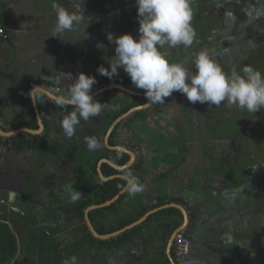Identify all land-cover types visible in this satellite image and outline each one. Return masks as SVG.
Wrapping results in <instances>:
<instances>
[{
	"label": "crops",
	"instance_id": "obj_1",
	"mask_svg": "<svg viewBox=\"0 0 264 264\" xmlns=\"http://www.w3.org/2000/svg\"><path fill=\"white\" fill-rule=\"evenodd\" d=\"M56 2L69 11L76 7L84 19L83 24L76 25L72 32L61 37L52 35L56 22L52 6ZM97 3L98 0H79L77 6L73 0H0V24L5 30V35L0 38V114L4 120L17 125L13 130H7L0 124V216H7L4 221L18 237L9 221L20 222L26 230L27 224L32 225L35 220H45L46 223L52 218L49 213L53 212L54 203L59 199L60 204H64L62 206H69V191L73 188L80 192L84 189L81 185L86 182L89 195L81 196L70 206L81 205L93 196L101 181L122 179L131 160L128 151L140 149L142 157L135 169L142 178L144 190L120 200L127 192L124 187L114 201L120 200L118 207L110 213L107 222L117 224L128 219L130 210L135 217L147 210L141 218L120 230L123 232L137 226L141 229L134 240L130 239L120 249L108 250L106 246L95 244L89 254L92 255L91 264H162L164 253L172 264V239L169 241V238L176 231L168 235V227L180 220L178 228L187 229L192 241L193 264H264V246L257 249L246 242L242 244L246 241L243 236L250 237L251 232L247 229L242 232L248 228L245 218L250 213L244 209L224 212V208L217 210L213 204L218 201L217 188L228 181L221 175L222 168L207 166L204 159L206 156L208 164L221 166L224 165L222 158L212 150H205L201 144L200 148L194 149L190 132L184 134L178 129V123L190 124L188 118H191L192 127L197 123L191 103L177 106L176 100H170V96L165 104L156 107L147 101L135 105L145 96L128 75L129 81L125 83L108 80L104 86L98 85L104 76L97 69L107 67L110 46L115 45L108 44L100 34H112L114 40L127 26L122 28L120 15H117L119 21L112 26L99 25L97 15L106 9L98 10ZM127 3L136 4L126 0L125 5L116 3V7L125 9ZM136 9L125 10L134 12ZM116 11L119 13L118 8ZM106 49L105 54L102 50ZM59 72L71 73L72 80L57 84L54 75ZM81 72L95 77L97 83L93 85L92 94L104 106L99 116L81 121L73 135L67 136L60 121L74 109L57 106L55 98L64 94L69 83L74 82ZM44 85L58 86L62 91L46 90ZM29 139L36 140L35 144ZM89 139H95L99 146L90 150ZM123 154L130 157L125 165H118L110 158ZM108 165L120 174L106 177ZM21 179L23 184H20ZM15 190L16 193L12 192ZM5 201L15 203L22 213ZM31 201H36V206L40 207L34 210L26 204L32 205ZM198 203H204L208 208L210 205L211 209L196 213ZM88 209L85 218L90 228L88 216L92 210L88 212ZM170 209H178L181 215L162 213ZM56 211L59 214L64 210L59 208ZM227 213L234 220L227 222ZM150 216L154 218L148 222ZM116 235L112 238H117ZM18 239L22 248L24 240L21 244Z\"/></svg>",
	"mask_w": 264,
	"mask_h": 264
},
{
	"label": "clouds",
	"instance_id": "obj_2",
	"mask_svg": "<svg viewBox=\"0 0 264 264\" xmlns=\"http://www.w3.org/2000/svg\"><path fill=\"white\" fill-rule=\"evenodd\" d=\"M73 4L78 6L79 0H73ZM136 4L139 38L134 39L127 33L116 37L114 59L110 68L101 66L97 69L100 75L111 80L122 68L132 84L144 91L149 104L163 105L173 92H180L192 104L219 106L227 101L253 114L264 108V73L252 66H244L242 74L235 69L226 73L208 48L179 63L170 62L167 53L161 51L166 45L174 48L193 44L196 33L191 24L190 0H136ZM52 7L56 13L53 36L61 37L72 32L76 25L83 24V16L77 13L76 7L69 11L58 2ZM108 39L113 40L112 34ZM189 61L195 71L187 66ZM54 76L57 84L72 80L71 73L59 72ZM96 83L94 76L81 72L74 82L69 83L64 94L56 96L57 106L74 109L60 121L65 135L72 136L81 121L101 114L104 104L94 99L92 94ZM87 144L90 150L99 146L95 139H89ZM122 179L129 195L144 190V184L132 171L126 170ZM81 195L72 188L68 193L69 201L75 203ZM64 264H77V257L66 258Z\"/></svg>",
	"mask_w": 264,
	"mask_h": 264
},
{
	"label": "rangeland",
	"instance_id": "obj_3",
	"mask_svg": "<svg viewBox=\"0 0 264 264\" xmlns=\"http://www.w3.org/2000/svg\"><path fill=\"white\" fill-rule=\"evenodd\" d=\"M98 0V10H102V9H106V11H103L102 13H98L99 15H97V21L98 24L103 26L104 24L106 25H113V23L119 21V18L117 15L121 16V21L119 22L120 24H122V28L125 27V25L127 26V31L125 32L126 29L122 30V35L127 33V34H131L133 36L134 39H138L139 38V19L137 16V9L133 12L131 10L130 13L132 16H135L137 18L136 20H132L131 19V15H128L125 9H128V7H125V9L123 8V6L116 7L117 5H119L118 0ZM130 0H127V2H129ZM134 1L136 3V0H131ZM228 0H222L221 3L222 4H227ZM233 2L230 1V3ZM117 3V5H116ZM121 3V2H120ZM214 3H216L215 0L211 1V4L214 5ZM125 5V4H122ZM137 4H132L129 3V8L130 7H136ZM117 8H118V12L117 13ZM107 10L109 12H107ZM231 13L232 14H236L235 16H232L233 18V23H231L230 26V34L227 35V33H225L226 27L228 26L227 23L225 24L223 19L221 17H219V21L217 22V27L219 28L218 30H212L211 31V35L210 37L212 39H217L219 38V36H222L223 38L226 39H234L237 38L238 34L241 33V29L242 32L245 34V31L249 32V35H246L243 37V39L247 40V42L249 44H251L253 41L259 40V39H264V0L261 1H256V0H238L235 1L234 4H232L231 8ZM231 13H229L228 15H232ZM218 14H223V9L220 10V12ZM236 18V20L234 19ZM103 23V24H101ZM118 23V24H119ZM220 30V31H219ZM105 32H103L102 34H100V38H102L103 40H105L106 42H108V44H114V40H109L108 36H106L104 34ZM111 33V32H109ZM116 34V33H115ZM99 36V35H98ZM119 36V35H118ZM114 37V36H113ZM196 37H198V33L196 34ZM209 37V38H210ZM112 41V42H111ZM100 42V41H99ZM236 42L234 44L233 50L238 49V47L242 46L243 47V54L242 57L238 58L240 61H235L234 64H236V62L242 64V65H246V62H249V58L253 55H255L254 58V62L259 60L261 63L263 64H257L256 63V67L254 69L260 71L261 73H264V43L260 44L258 41L257 43L259 45L254 46V49H250L247 45H241V43L239 44L238 41H234ZM102 45V44H101ZM256 47V48H255ZM168 46L166 45L163 49H161L162 52H166L169 60L172 61V59H178L182 60L183 58H185L184 61H186V57L187 56H194L198 51L203 50V47L200 49H193V51L188 55H183L184 52L183 50L186 52V47H184L183 45H179L177 47L174 48H169L168 51ZM205 48H210V46H206ZM204 48V49H205ZM214 48V47H213ZM220 48L217 47V54L219 53ZM103 53H107V49L106 50H102ZM169 53V54H168ZM252 58V59H253ZM247 60V61H246ZM218 62V61H217ZM223 62L225 65H228L231 61L230 58L228 57H223ZM253 62V63H254ZM179 63V62H178ZM251 66V64H248ZM188 67H192V70L195 71L194 66H192V64L190 65L189 62L187 64ZM253 66V64H252ZM235 69L237 70V66L233 65L229 70H226L223 68V70L226 73H231V71ZM240 69V68H239ZM138 91H142L144 92L142 89H138ZM144 94V93H143ZM169 98V97H168ZM176 100V103L179 105L184 104L185 102H189L186 97L180 93V92H173V95L169 98ZM166 100H168L166 98ZM159 104H152V106L156 107ZM191 106H193L194 109V116L196 119L195 121L197 123H195L194 127H192L191 125V118H188L190 124L185 126L182 125L181 123H178V129L182 132V133H187L190 132V139L192 138L193 141L191 140L190 142L193 143V148H200L199 145L201 144V146L208 151H213L215 154H217V156H220L224 163V165L218 166L217 164H208L207 163V157L205 156V163L207 164V166H217L222 168V173L221 175L223 176L224 179H227L228 182L222 183V186L218 189L217 188V193L219 194V197L217 198L218 201H216L215 203V208L217 210H226L224 212H231V211H241L242 209L246 210L247 212H249L250 214L248 215V217H246L245 219L247 220L246 223L251 231V233H249V238L248 236H243V240H246L244 242H242V244H244L245 242L249 245V246H256V248H260V246H264V176H261L260 178H255L252 179L250 178L249 185L252 186V190L255 191L257 193H260L259 195H257V193H252L251 190L246 189L243 190L244 188L241 187V184L238 185L239 183V171L242 173L243 168H241V166L244 165H248L250 162V159L254 156V154H256L257 152V145H256V139L254 138V136H252L254 133L252 132V130L250 129V126L245 125V127L243 128V133L241 134V136L239 137V139H234V140H229V141H225V139L220 138L218 139L219 134H221V131L217 130L216 127H219V124L224 120V117L221 116L222 111H224V113H228L229 115H233V109L232 106L230 105L229 108H225V107H219V106H215V105H208V104H200L199 102L192 104ZM198 106V107H197ZM1 115V114H0ZM2 117V116H1ZM6 121V120H5ZM8 122V121H6ZM8 123H12L13 127L11 128V130H13V128H15L17 125H15L12 121L8 122ZM1 124V123H0ZM5 128V127H4ZM242 128V127H240ZM7 129V128H6ZM10 130V129H7ZM245 136H247V140L248 141H242ZM189 139V140H190ZM32 143L35 144L34 139H29ZM140 149H134V153H135V160L130 164L131 166H128V168L132 167V172L133 174L136 176V169L135 167L139 165L141 157L140 155L136 154V151ZM211 151V152H212ZM206 152V151H205ZM208 154H211L208 152ZM141 155H142V151H141ZM212 155V154H211ZM242 161V163L240 162ZM240 166V167H239ZM206 167V166H205ZM230 167V168H229ZM259 171V169L257 168H252L251 172L256 174ZM138 174V173H137ZM37 177L38 176H42L41 174H36ZM241 176H243V174H240ZM222 181V180H221ZM246 181H248V178L246 179ZM22 183V179H21V183ZM19 184V187L21 186ZM32 182L29 180L28 181V185L31 186ZM35 186H37V183H35ZM84 186V189L80 190V193L82 194V198L85 196H88L90 193V190L88 188L87 183L85 182L84 184L81 185V187ZM7 188H5L6 190ZM22 191V189H20ZM17 190L12 191L16 193ZM92 192V190H91ZM95 193V191H94ZM262 193V195H261ZM54 194L57 195V192L54 190ZM119 195V194H118ZM242 196L246 197V199H242ZM57 200V199H56ZM258 201L257 204V208L254 209L256 207V203ZM214 201V200H212ZM61 200L58 199V202L54 203V207L58 210L59 208H71L72 203L70 202L69 206L65 205L62 206L64 204H60ZM254 202V203H253ZM50 203V202H49ZM48 203V204H49ZM210 203V201H209ZM210 203V204H211ZM254 208H252L251 206ZM12 205L10 206L12 209H14V207H17L16 205H14L15 203H11ZM27 205H29L30 207L32 206V208L34 210H37V208H39L40 206H36V201H34V203L32 205L26 203ZM113 204V203H112ZM212 204V205H213ZM111 205V204H110ZM109 205V206H110ZM204 205V203H203ZM201 205V203H198V208L196 209V213H201L202 211L210 210L211 207L209 205V208L207 206H203ZM242 205V206H241ZM248 205V206H247ZM51 206V205H50ZM107 207V206H106ZM54 208V209H55ZM232 213V212H231ZM58 216L61 218L60 222H63L64 220L62 219V217L65 216L64 212H59ZM229 213H227L226 216V221L230 222L232 220H234V217H230L229 218ZM69 217V226L72 225V220L70 215H68ZM34 218V217H32ZM35 220V219H33ZM236 220V219H235ZM12 228L17 231L18 233V238H20V242L22 243V240L25 239L26 244L29 246V248H26V254L23 252V247L22 249L19 251L18 255H17V259L14 261L16 262V264H64V253L66 258H71L73 256L74 250L73 248H67L70 247L73 244L74 239H70V238H64L65 237V233H69L71 231V228H69V226H66V224L62 225V227H58L56 223V227H58V234H57V239L55 240L56 243L58 245H60V247H62L63 250L62 253L60 254V257L63 259H59L58 262H56V260H58V258L55 259V253L51 250H49L46 245H43L42 243H44L47 238H43L41 233H40V229L37 226H41L42 228H45L46 231H48L49 227L46 226L45 220H40L37 221L35 220V223L32 222L31 228L33 230H37L36 231V235L37 238L34 237L32 239L31 236H29V233H27V230L25 229V227H23V225L18 222H12L9 221ZM238 222V221H236ZM245 222V221H244ZM28 225V224H27ZM228 225V224H227ZM229 226V225H228ZM184 228V227H183ZM183 228H178L177 230H175L176 232L174 234L171 235V237L169 238L172 239V251H173V259L175 261L176 264H178L176 255H175V247H174V243H175V237L176 234L179 231H182ZM185 230V235L186 237L190 240V249H191V253H190V258L192 260V264L194 263V259L192 258V241L189 237L188 231L187 229ZM183 230V231H184ZM124 230L123 232L125 233ZM244 231H246V228L242 231L244 233ZM123 232H120L117 236H122L121 234ZM258 235H257V234ZM21 234H22V238H21ZM24 234L26 236H24ZM107 235V234H106ZM39 237L42 238L39 240ZM98 238V237H97ZM51 239H55V236H53ZM101 240L103 239H112V238H99ZM63 242V245L61 244ZM65 242H72L70 244H66L64 245ZM67 251L69 252H73L69 257L67 256ZM64 252V253H63ZM21 257V258H20ZM92 261V255H88L87 257L85 256V260L81 257H77V264H91ZM56 262V263H55Z\"/></svg>",
	"mask_w": 264,
	"mask_h": 264
},
{
	"label": "trees",
	"instance_id": "obj_4",
	"mask_svg": "<svg viewBox=\"0 0 264 264\" xmlns=\"http://www.w3.org/2000/svg\"><path fill=\"white\" fill-rule=\"evenodd\" d=\"M211 1L213 0H190V7L193 12L191 24H192V27L195 33L196 34L198 33V37H195L194 42L190 47H186V51L189 53V52H192L193 49H200L202 47L204 49L208 45L210 46L209 50L211 54L214 56L215 60L218 61L217 63H219L222 68L229 70L233 65H235L238 68L236 71L241 74H242V68L248 64H251V66L253 64L252 66L253 68L256 67V63L263 64L259 60L254 62V58L249 59V62H246L247 63L246 65H242L238 62L234 64L235 61L237 60L240 61L239 59H235V57L233 56V53H234L233 47L236 42L231 41L230 43L231 39L228 40L226 38H223L222 36H219V38L215 40L210 37L212 30L219 29L217 27V22L219 21V17H221L224 23L225 24L227 23L228 25L226 27L225 33H227V35L230 34L231 29L229 25L233 23V18L228 15V11L236 0H233V2L231 3L228 1L227 4H222L221 3L222 0L220 2L217 1L219 5L218 4L212 5ZM256 1H261V0H256ZM125 2L126 0H123V2L121 3L119 2L118 4H125ZM214 6H217V8H214ZM222 8H224V11H225L224 14H218ZM227 15L230 20L227 19ZM232 15L235 16L236 14H232ZM234 19L236 20V18ZM245 34L249 35L247 31H245ZM246 35H244L241 29V33L238 34L237 38H234V41H238V43L239 44L241 43V45H247L250 49L253 50L255 46L254 42L249 44L247 40L243 39V37ZM217 47L220 48L218 54L216 53ZM239 50L241 54H243L242 46L239 47ZM187 52H184V53H186L187 55ZM109 54H110L109 63L106 68H110V63L114 59L115 45H112V47L110 46ZM223 57L230 58L232 62H230L228 65H225L223 62ZM171 62L178 63V59H172ZM127 79H128L127 74L123 72L121 69H118V75L113 77L111 80L114 81L115 83L121 84V83H125ZM108 80L109 79L104 76L103 79L99 80L98 85L102 87L105 85V82ZM116 91L122 92L120 90H116ZM122 93L126 94V92H122ZM146 101L147 100L145 98H142L140 101L141 103L136 102L135 105L145 103ZM229 106L230 104H228L227 101L222 102L219 105V107H225V108H229ZM231 106H232L231 109H233L234 111L233 115H229L226 112L224 113V111H222L221 113V116L224 117V120L219 124V127H216L217 130L221 131V134H219L217 140L223 137L225 141L234 140V139L237 140L243 133V128L245 127V125L250 126V129L254 133L252 136H254V138L256 139L257 152L250 159V162H248L249 163L248 165L243 164L241 166V168L243 169H241L242 173L239 171L238 185L241 184V187L244 188L243 190L249 189L252 191V193H257L256 190L255 191L252 190L253 188L251 185H249V182H251L250 178L254 179L255 176L256 178H260L261 176H264V108H262L257 113L253 114V113L248 112L246 109H240L237 105H231ZM242 141H248L247 136H245V138ZM5 142L6 144L11 145V142L9 141H5ZM110 158L114 163L118 165H125L130 160V157L126 154H123L122 157L111 155ZM240 162L242 163V161ZM252 168H257L259 169V171L256 174H254L251 172ZM127 170L131 171V168ZM116 174H120V172L118 170H115L113 167H110L109 165L106 166V169H105L106 177L116 175ZM240 174H243V176H241ZM136 176L139 178L140 182L143 184L142 178L137 173H136ZM247 178H248V181H246ZM124 187H125V181L120 178H115L109 181H101V183L96 188L93 196H91L89 199L84 201L81 205L79 206L75 205L77 207L75 208L71 207L68 210H66L65 208H62L64 211H61V212H64L65 214V218L63 219L64 220L63 222H60L61 218L58 216V213L56 211L57 209L52 210V208H50V210H52L53 212L49 213L50 216H52L51 220H47L46 222V225L49 227L48 231H46L45 228H39L42 237L47 238V240L44 242V245L47 244L46 246H48L50 243L51 245L56 246L57 249L54 250L55 254H57L59 259H63L60 257V254L62 253L61 250L63 249L62 247H60V245L56 243L55 239L54 240L51 239L52 238L51 234L53 233L58 234V227H62V225L64 224H66V226H69V223H68L69 220L67 217L68 215H70L71 220H72V225L69 226V228H71V231L69 233H65L64 238L66 239L70 238L71 240L74 239L73 244L67 248H73L74 253L73 252L72 253L76 257H81L85 260V256L87 257L92 252L95 244H97L98 246H103V247L106 246L108 250L113 249V248L120 249L123 245H125L126 243H129L130 239L134 240V238H136V234L141 229V226H137L133 229H130L126 231L125 233H123L122 236H118L117 238L101 240L94 236L85 218V210L88 207H90L91 205H102L108 201H111L124 189ZM259 194L260 193H257V195ZM128 195L129 193L126 192L124 195L120 197V200L124 199ZM242 199H246V197L242 196ZM119 201L114 202L113 204L107 207L96 208L90 212V218L92 220V223L95 226L96 231L99 232L101 235L111 234L113 232H116L128 226L131 223L138 220L139 218H141L147 212V210H142L135 217L133 216L132 211L130 210L128 213L130 217H128V219H125L124 221H118L117 224H110L109 222H107L110 218V213H112L113 211H116ZM32 202L33 201H31V203ZM253 203H251V206ZM257 204H258V201L256 203V207L254 208L252 206V208L256 209ZM117 212H120V211L117 210ZM166 212H174L176 214H179V216L181 215L178 209L164 210L162 213H166ZM153 218H154L153 216H150L147 221L149 222ZM6 219H7V216L5 215L0 216V264H14V263L16 264V262L14 261L17 259V255L22 248L20 247L19 239L17 235L14 234V232L9 228V225L6 223V221H4ZM56 223L57 224L59 223L57 225L58 227H56ZM180 224H181V220L175 222L174 224H171L168 227V230L170 232H168L167 234L170 235L175 230H177ZM27 226H29L27 227V233H29V236H31L32 239L34 237L37 238L35 230H33L29 224ZM249 227L246 228L247 232H251ZM24 236L26 235L24 234ZM25 239H24L23 252L26 254V248H29V246L26 244ZM70 243L65 242L64 245L70 244ZM61 244L63 245V242ZM256 246H253V247H256ZM72 253L67 251V256L69 257ZM65 259H66V256L64 253L63 260ZM162 264H171L170 260L167 258L165 253H164V261L162 262Z\"/></svg>",
	"mask_w": 264,
	"mask_h": 264
},
{
	"label": "built area",
	"instance_id": "obj_5",
	"mask_svg": "<svg viewBox=\"0 0 264 264\" xmlns=\"http://www.w3.org/2000/svg\"><path fill=\"white\" fill-rule=\"evenodd\" d=\"M4 35H5V30L0 24V38L3 37ZM44 88H46V90H50L57 93H60L62 91L61 87L53 86V85L50 86L44 85ZM0 123L3 127L7 129H11L13 127V124L6 122L1 117V115H0ZM136 154L141 156V151L137 150ZM183 230L179 231L175 237V243H174L175 255L178 264H192V260L190 258V253H191L190 243H189L190 240L186 237L185 230L184 231Z\"/></svg>",
	"mask_w": 264,
	"mask_h": 264
},
{
	"label": "water",
	"instance_id": "obj_6",
	"mask_svg": "<svg viewBox=\"0 0 264 264\" xmlns=\"http://www.w3.org/2000/svg\"><path fill=\"white\" fill-rule=\"evenodd\" d=\"M1 130H2V132H3L4 134H6V132L3 131L2 128H1ZM128 152H129V154H130V156H131V160H130V162L127 164L126 167L131 166L130 164H131V163L134 161V159H135V153H134V151H133V150H130V151H128ZM113 166H115L116 168H119L117 165H114V164H113ZM121 194H122V192H121ZM13 196H14V194L11 195V198H12V199H13ZM119 196H120V194L117 195L115 198H113L111 201H108V202H106V203H104V204H102V205H93V206L89 207L88 212L91 211V210H93V209H96V208H102V207L109 206L110 204H112V203L117 199V197L119 198ZM5 204H7L8 206H11V205H12V204L9 203L8 201H5ZM14 210H16V211L22 213V209H21L20 207H14ZM88 220H89L90 228H91L93 234H94L95 236H97L98 238H112L114 235L119 234L120 232H122L121 230H119V231H117V232H115V233H111V234H107V235H101L99 232L96 231V228L94 227V225H93L92 222L90 221V217H89V216H88ZM135 224H137V223H135ZM132 226H133V225H132ZM132 226H130V227H132ZM125 229H127V228H125ZM171 245H172V243H171ZM171 260H172V264H176L175 261H174V259H173V256H172V259H171Z\"/></svg>",
	"mask_w": 264,
	"mask_h": 264
},
{
	"label": "flooded vegetation",
	"instance_id": "obj_7",
	"mask_svg": "<svg viewBox=\"0 0 264 264\" xmlns=\"http://www.w3.org/2000/svg\"><path fill=\"white\" fill-rule=\"evenodd\" d=\"M215 1H216V3H214V5L218 4L217 1L220 2L221 0H215ZM228 1L230 2V0H228ZM231 1H232V0H231ZM236 1H238V0H236ZM127 4L129 5V3H127ZM218 5H219V4H218ZM128 8H129V6H128ZM214 8H217V6H214ZM222 9H223V14H224V12H225V11H224V8H222ZM222 9H221V10H222ZM214 10H215V9H214ZM229 13H231V10H230V9H229V11H228V14H229ZM127 14H128V15H131V13H130L129 10H128ZM231 14H232V13H231ZM230 16L232 17L233 15H230ZM131 19L137 21V18H136L135 16H132V15H131ZM227 19L230 20L229 17H228V15H227ZM246 34H247V33H246ZM248 34H249V32H248ZM231 41L234 42V39H231V40H230V43H231ZM257 41H258L260 44H263V43H264V39H262V40L259 39V40L253 41L254 44H255V46L259 45V44L257 43ZM216 42H217V41H216ZM221 42H222V41H221ZM218 45H219V44H218ZM219 46H220V45H219ZM233 52H234V53H233V56L235 57V59H238V58L242 57V54H241V52H240V50H239V47H238V49L236 50V52H235V50H233ZM190 53H191V52H189V54H190ZM189 54H188V55H189ZM254 56H255V55L251 56L249 59H252ZM188 58H189V56L186 57L187 60H188ZM184 60H185V58H183V59L181 60V62H184ZM233 61H234V60H233ZM189 64L191 65L192 62L189 61ZM51 236H52V237L55 236V240H58L57 237H56V236H57L56 233L51 234ZM40 239H42V238L39 237V240H40ZM42 244L44 245V243H42ZM46 247H47L49 250L53 251V252H54L55 249H57L56 246L51 245L50 243H49V245L46 246ZM54 253H55V252H54ZM56 258L59 259V257L57 256V254H55V259H56Z\"/></svg>",
	"mask_w": 264,
	"mask_h": 264
}]
</instances>
